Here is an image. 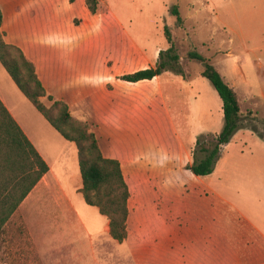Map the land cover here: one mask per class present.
Wrapping results in <instances>:
<instances>
[{
	"label": "rangeland",
	"instance_id": "1",
	"mask_svg": "<svg viewBox=\"0 0 264 264\" xmlns=\"http://www.w3.org/2000/svg\"><path fill=\"white\" fill-rule=\"evenodd\" d=\"M40 1L45 2V0ZM57 6L59 40H65L67 35L70 49L72 46L77 48L72 51L83 52L86 54L84 57H91V60L94 54L96 58L100 57V64L96 62L91 66L96 68L99 66L105 71L103 76H99V82L101 84L107 80L105 86L108 91L115 90L114 85L123 82L120 78L125 75L121 73L120 65L115 61L114 56L117 54L115 52L119 47L122 51H130L129 42L123 36L120 37L119 32L115 31L116 28L114 30L107 24L99 27L101 20H109V10L121 21L124 33L141 42L148 51L155 47H161L165 51L170 47L164 36V28L167 27L180 57L179 64L185 74L183 78L193 79L199 73V77L195 78L190 86H186V91L174 87L168 77L163 80L165 102L170 107L172 118L179 117L187 122V124L179 123L182 127L194 124L189 121L195 118L193 114L195 102H210V106L213 105L211 102H221L210 83L201 77L203 64L191 60L189 54H196L210 61L227 82L232 79L241 81L240 75L244 74L247 84L238 90L240 102L243 107L246 102H258L257 106L261 112L258 120L246 116L248 119L245 117L246 119L242 121L244 127L237 130L231 140H234L233 138L241 130H248L264 142V79L256 75L260 65L264 68V0H105L99 3L95 15L88 13L85 0H57ZM172 10H176L177 14H173ZM82 15L88 18L86 23L83 22ZM65 16L67 20L64 19ZM23 22L26 37L34 41L36 46L35 41H38L40 44L53 47L54 40L58 39V36L55 37L57 35L55 32L46 33L44 30L41 32L38 22L31 23L26 19ZM14 30L17 31V28ZM101 30L104 31L98 36ZM0 73L9 80V75L4 71L1 63ZM119 90L122 99H127L149 88L121 87ZM14 92L24 100L26 108L22 102L6 103L16 119L20 120V116L24 117L27 124L24 125L22 121L21 124L28 129L33 126L32 116H39V112L24 95H20L16 86ZM55 92L65 97L66 91L63 87L60 88V85L55 87ZM7 93L13 98L12 92L7 91ZM250 93L257 94L260 96L259 99L251 101L253 96ZM42 103L46 108L51 106L48 100ZM161 104L158 98L152 103L137 102L139 110L135 112L133 119L135 122L122 114L108 125L103 122L86 124L90 126L92 132L96 128L98 131L101 130L105 139L110 138L114 133L116 135L122 133L128 146L135 144V141L126 138L138 130L137 133L141 135H137V145L147 148L154 159H164L167 152L171 154L173 150L179 149V144L161 121L163 118ZM81 111L78 113L77 110H73V113L79 117L86 114L84 110ZM143 114H147L144 122L141 121ZM220 115L221 126L218 134L223 128V113L221 112ZM250 126H254L258 134L250 130ZM47 128L50 134L43 133L42 137L31 135L35 139V145L53 163L52 172L57 177L58 184L66 192L67 199L57 201L60 188L42 184L41 189V184L37 185L20 205L0 237V263L134 264L128 249L138 244L140 247L136 257L137 264L144 261L145 249L148 245L154 247V264H165L166 251L163 252V249L166 248L167 237L161 233L153 235L134 233L137 220L144 229L151 226V220L146 216L141 219L134 218L130 222L128 227L131 239L127 237L128 243L125 240L123 248L110 238L95 239L91 244L83 238L85 234L81 232L80 222L90 231L95 232L101 230L104 216H101L96 208L86 205L80 193L81 176L75 145L66 141L50 126ZM189 130L191 131L189 128L179 127L185 138L189 137ZM200 135L204 134L198 136ZM118 141L119 136L117 141L114 139L117 144ZM232 142L234 145L231 151L228 154L224 152L222 156L220 154L216 163L218 165H215V174L210 177L211 188L225 200V203L217 201V207L221 209L219 214L223 220L221 224L230 238H233L242 224V221L241 224L239 223L241 215L264 233V151L261 149L257 151L258 147L252 145L249 139L246 147L241 146L239 139ZM248 148L253 149L254 152H249ZM183 178L185 176L181 173L178 174V183L174 177L171 178L172 182L170 181L167 188L171 199L172 197L176 199L180 189L182 190L184 185H189V181L185 179L183 182ZM134 200L133 211L137 207ZM213 201L216 207L214 198ZM176 202L178 201L173 200L172 206L176 205ZM170 222L172 227L168 237L173 250L168 252V258L169 264H177L175 230L177 220L173 217ZM154 224L161 225L160 222ZM99 236L102 237L101 234ZM88 246L93 249L97 258L96 263L89 260L86 252L83 251ZM82 252L85 257L81 256Z\"/></svg>",
	"mask_w": 264,
	"mask_h": 264
},
{
	"label": "crops",
	"instance_id": "2",
	"mask_svg": "<svg viewBox=\"0 0 264 264\" xmlns=\"http://www.w3.org/2000/svg\"><path fill=\"white\" fill-rule=\"evenodd\" d=\"M0 11L3 17L1 32L5 43L22 51L26 60L33 64L35 74L41 82L46 96H51L55 100L67 104L73 119L83 123L91 122L97 124V122H103L108 125L110 121L120 118L123 114L133 121L136 110H139L137 102L152 103L155 98L160 99L163 112L161 121L169 129L177 144H179V149L173 150L171 154L167 152V156L164 159H154L152 154L147 151V148L145 149L140 144L137 145V135H141L137 133L138 130L126 138L131 139L132 142L135 141V144H131V146L127 145L124 140L125 136L122 133L118 135L115 133L114 135L110 134V138L105 139L101 130L98 131L96 128L94 131L102 156L105 159L115 160L119 163L124 181L129 190V216L127 220L129 239H131L128 227L130 222L134 218L141 219L146 216L151 220V226H147L144 229L140 221L137 220L134 233L141 235L161 233L165 235L167 242H165L166 248L163 249V252L166 251V255H164L166 258L165 264H169L168 252L173 250V248H171L168 236L172 227L170 221L174 217L177 220L175 229L177 235V264H264V233L256 229L247 218L239 216V223L241 224L242 221V224L238 227L237 234L233 238H230L229 234L223 229L221 224V221H223L222 216L219 214L221 209L217 207V201L225 203V200L213 191L210 181V177L215 174L216 167L213 173L206 177H195L190 171L185 169L192 162V151L195 147L196 137L199 134H218L217 132L221 126L220 114L221 112L223 113L220 110L222 109V102H211L213 104L211 106L210 102H195L193 105L195 118L189 121L194 124H189L186 127L183 125L184 127H182L179 123L184 122L187 124V122L179 117L177 119L172 118L170 107L165 102L163 80L168 77L174 87H177L180 91H186V86H190L195 81V78L199 77V73L193 79H187L188 77L184 79L181 76L166 72L151 81H141L134 84L119 82V84L114 85L115 90L108 91L105 86L107 80H104L101 84L99 82V76H103L105 71L99 66L97 68L91 66L96 62L100 64V57L97 56L96 58L94 54L91 60V57L85 58L86 54L83 52L72 51V49L77 48L72 46V49H70L68 46L69 37L65 34L66 39L59 40L57 0H45L43 3L40 0H0ZM84 17L86 16L82 15V20L86 23L88 18ZM108 17L109 20L103 19L99 22V27L107 24L113 29L116 28L114 30L119 32L120 37L123 36L130 44V51H122L119 47V50L115 52L117 53L114 56L115 61L119 63L121 73L129 75L137 71L154 68L158 61L159 52L164 51L163 48L155 47L156 49L146 50L141 42L124 33L121 21L110 10ZM24 19L30 20L31 23L38 22L41 32L43 30L46 33L55 32L57 34L55 37L58 36V39L57 41L54 40L53 47L51 48L43 43L40 44L38 41H35L37 43L36 46L34 41L26 37ZM64 19L67 20V16ZM14 28H17V31ZM103 31H99L98 36ZM259 68L260 70L256 72V75L264 79V68H262V65ZM240 76L241 81L232 79L227 82L225 77L222 76V78L235 90L240 104L241 116L246 117L249 115L252 119L258 120L261 112L257 106L258 102H246L245 107L240 102L238 90L247 84L244 74ZM59 85L60 88L63 87L65 89V97L55 92V87ZM15 86L10 77L9 80H6L0 73V101L49 168V172L37 185L41 184V189L43 188L42 184L60 188L57 201H64L67 199V195L52 172L53 163L35 145V139L33 138L34 135L42 137L43 133H48L47 127L50 125L41 114L32 116L33 126L28 127V129L21 124V121L24 125L27 124L24 117L20 116V120L16 119L6 103L22 102L23 106H25L24 100L14 92ZM121 87L149 88V90L137 96L122 99L121 89L119 90ZM16 89H18L17 86ZM7 91L13 93V98ZM250 94L253 96L251 101H255L260 97L257 94ZM20 95L23 94L21 93ZM44 100L46 101L47 99H41L42 102ZM81 109L85 111V115L83 114L79 117V115L73 113V110L81 113ZM146 115L143 114L142 122H144ZM125 121L127 120L125 119ZM179 127L191 129V131L189 130L188 138L182 136ZM118 136L119 141L117 144L114 139L117 141ZM233 139L228 145L223 147L221 156L224 152L228 154L234 145L232 141L238 139L243 147L247 146V139H249L252 145L258 147L257 151H260V149L264 151V142L248 130H241ZM247 150L254 152L251 148ZM179 173L185 176L183 182L186 179V181H189V185H184L183 189H180L178 197L176 199L172 197L171 199L167 188L172 177H174L176 182L178 181ZM78 185L80 184L78 183ZM213 198L216 200V207ZM133 200L137 204L134 211ZM173 200L178 201L174 206H172ZM154 222H160L161 225L157 224V226ZM80 224L81 232L85 234L83 238L88 240L90 244L99 238L104 240L111 239L109 236V222L105 217L104 221L101 222V230L99 231L92 232L81 222ZM100 234L102 237L99 236ZM126 243H128V240ZM119 246L125 247L124 242L119 244ZM139 247L140 245L136 244L128 249L134 264L138 263L136 257ZM147 247L144 261L141 264H154V247L152 245ZM83 251L86 252L89 260L97 262L92 248L88 246ZM81 256L85 257V254L82 252Z\"/></svg>",
	"mask_w": 264,
	"mask_h": 264
},
{
	"label": "trees",
	"instance_id": "3",
	"mask_svg": "<svg viewBox=\"0 0 264 264\" xmlns=\"http://www.w3.org/2000/svg\"><path fill=\"white\" fill-rule=\"evenodd\" d=\"M101 1L105 0H85L86 8L91 15L96 14ZM174 13L177 14L176 10ZM2 19L0 11L2 67L49 125L66 141L75 145L81 176L80 193L84 202L89 207L96 208L101 216L108 219L111 239L119 244L123 243L128 237L129 190L119 163L102 156L90 126L73 119L67 104L46 96L33 64L26 60L20 49L5 43L1 32ZM164 36L170 47L159 52L155 67L124 75L120 78L121 81L133 84L151 81L166 72L185 76L167 27L164 28ZM188 56L191 60L203 64L201 77L210 83L222 102L221 132L217 135L198 136L192 151L193 161L186 167L193 176L206 177L213 173L223 147L230 143L237 130L244 127L242 121L247 117L241 116L235 90L225 82L215 67L196 54ZM42 98L51 103L49 108L41 102ZM249 129L257 133L254 126H250ZM47 172L48 166L0 101V237L20 205Z\"/></svg>",
	"mask_w": 264,
	"mask_h": 264
}]
</instances>
